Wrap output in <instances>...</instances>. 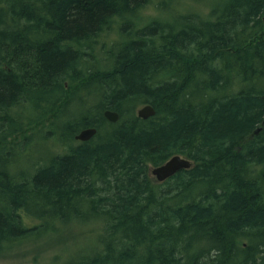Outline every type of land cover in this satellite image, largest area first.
Wrapping results in <instances>:
<instances>
[{
  "label": "trees",
  "instance_id": "1",
  "mask_svg": "<svg viewBox=\"0 0 264 264\" xmlns=\"http://www.w3.org/2000/svg\"><path fill=\"white\" fill-rule=\"evenodd\" d=\"M151 3L0 0V249L88 224L61 264H264V0ZM36 133L65 148L25 169Z\"/></svg>",
  "mask_w": 264,
  "mask_h": 264
},
{
  "label": "rangeland",
  "instance_id": "2",
  "mask_svg": "<svg viewBox=\"0 0 264 264\" xmlns=\"http://www.w3.org/2000/svg\"><path fill=\"white\" fill-rule=\"evenodd\" d=\"M203 4L206 5L205 3ZM191 5L193 6V4ZM158 7V0H153V3L143 11L144 16L152 19L160 18L162 14L158 12ZM196 7L198 8L199 4ZM116 37V34H110L105 39L107 42H110ZM66 85L68 86V83ZM69 87L72 89V85L69 84ZM69 107L68 115H73L75 108H78L74 103L70 104ZM50 120L51 119L48 118L44 119L43 123L48 126ZM63 123L64 121L59 123V131L65 128ZM47 126L43 127V130L46 131ZM36 128H41V126H37ZM39 134L40 133H36L33 135L32 142L25 146L26 149H23L22 151L18 150L21 152V157L27 158V160L24 161V164L27 167L25 169L30 168L33 162L40 164L42 161L41 159L48 155L62 153L64 151V144L58 142L53 134L45 138L42 137V134ZM1 151L2 149H0V152ZM22 167H24V165L20 163L19 168ZM28 219L30 225L36 222V219L32 218L30 215H28ZM88 226V224H81V226L68 227V231H66L67 238L64 237L62 242L56 240L53 235H44L40 239L30 240L24 243L22 242L18 245H5L0 249V264H61L70 254L73 253L74 250L79 249L80 246H83V244L92 240L94 232L90 231V228L92 227Z\"/></svg>",
  "mask_w": 264,
  "mask_h": 264
},
{
  "label": "water",
  "instance_id": "3",
  "mask_svg": "<svg viewBox=\"0 0 264 264\" xmlns=\"http://www.w3.org/2000/svg\"><path fill=\"white\" fill-rule=\"evenodd\" d=\"M155 115V110L150 105H145L137 110V116L142 119H147ZM104 118L110 123H115L119 119V114L105 110L103 112ZM97 130L95 128H86L81 130L78 134L75 135V140L85 142L90 140ZM193 166V163L179 155L172 156L170 159L165 161L163 164L152 167L150 169V175L154 178L156 183H162L168 178L172 177L178 171L183 169H189Z\"/></svg>",
  "mask_w": 264,
  "mask_h": 264
}]
</instances>
